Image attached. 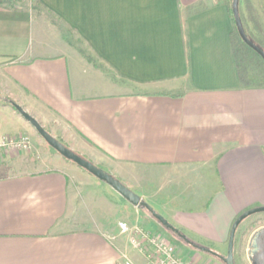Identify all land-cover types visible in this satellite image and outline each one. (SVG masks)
<instances>
[{
  "label": "crops",
  "instance_id": "1",
  "mask_svg": "<svg viewBox=\"0 0 264 264\" xmlns=\"http://www.w3.org/2000/svg\"><path fill=\"white\" fill-rule=\"evenodd\" d=\"M232 2L0 0V93L181 239L219 254L236 220L264 207V83L242 74ZM239 10L264 41V0H240ZM0 106V141L33 136L12 104ZM61 157L0 178V264L145 259L128 247L111 202L134 216L140 208ZM89 187L105 198L94 202ZM140 222L165 236L154 220ZM187 244L178 249L193 260L199 250Z\"/></svg>",
  "mask_w": 264,
  "mask_h": 264
},
{
  "label": "rangeland",
  "instance_id": "2",
  "mask_svg": "<svg viewBox=\"0 0 264 264\" xmlns=\"http://www.w3.org/2000/svg\"><path fill=\"white\" fill-rule=\"evenodd\" d=\"M243 26L250 40L256 45H258L264 51V41H259L257 38L252 36L244 23H243ZM251 50L243 48V51L238 52L240 59H241L242 74L244 77H247V74H250L252 76V79H253L252 81H254V83H264V61L255 51L253 50L251 51ZM10 101L11 99L8 98L5 94L0 93V105L3 103L11 104ZM0 110H2V106H0ZM43 127L47 132H49L58 141H62L60 138L61 134L58 131V129L56 130L53 126H50V125H45ZM33 132H34L33 136L6 135L11 138L15 136H25L28 139L29 149L26 151H19L16 149L14 150L2 149L0 151V178L16 176L22 173H27L30 170H32L29 167H28L29 169L21 167V164L32 163V164L38 165L40 162H43V161L54 162L55 159L59 158L60 155L41 138V136L37 133V131L35 130ZM61 143L65 147H67L63 142ZM61 160H62V163L64 162L68 163V161H66L64 158H62ZM68 164H70L68 166L73 167L74 163H68ZM74 166L76 165L74 164ZM81 181L83 183L85 182L84 180H81ZM103 184L107 186L108 188H110L112 191H114L112 187L109 186L108 184L104 182ZM88 189L90 192V197L91 198L93 197L92 199L94 202L97 201V198H102V199L105 198L104 196L105 194L99 188L93 189L92 187H89ZM116 194L117 196L122 198V196H120L119 193H116ZM142 202L147 203L145 200H142ZM111 203L112 204L114 203L113 205L115 206V211H114L116 214L115 223L117 224L118 227L120 223H126L131 229H143V230L149 231L148 229H146L143 223L141 224L140 221L141 220L145 221V219L154 220L155 224L158 226V228L161 229L162 233L165 235V236L161 235V237L166 242H168L169 244L173 246L178 256L184 261H187L191 264H203L204 262L203 257H207L209 260L214 261L215 264H224L222 260H220L218 257H215L209 253H206L200 250L197 251V256L193 260H188L187 258H184L182 256L183 254L178 248L191 249V247L187 244L189 242L187 241L185 242L183 239H181L178 236V234H176L175 232L167 229L165 226L160 224L146 208L144 207L140 208L139 209L140 211L138 213H134L135 214L134 216L133 213H130L129 209L127 210V204L125 202L120 203L116 199L115 202L112 201ZM148 205L150 206V204ZM132 217L133 219L140 220V221L138 220L136 224H134V226H132L131 224H130L131 226L129 225L130 222L128 219ZM261 226H264V213L256 214V215L249 217L239 226L238 231L236 233L235 246H234L235 264H252L249 260V255H248L249 244H250L253 234L257 230H259ZM153 234L159 236L160 233L156 232ZM123 235H126L128 237L127 245L133 251V253L135 254L138 253L142 257H145L142 253H140L137 249H135L131 243L132 239L135 237L134 234H132L131 232L129 234H123ZM217 254L220 256L226 257L228 254V251L225 252L224 254H219V253ZM132 257L130 256L128 257L130 259L129 261L130 264H150L149 261L146 259V257H145L146 260L137 258L134 254H132Z\"/></svg>",
  "mask_w": 264,
  "mask_h": 264
},
{
  "label": "water",
  "instance_id": "3",
  "mask_svg": "<svg viewBox=\"0 0 264 264\" xmlns=\"http://www.w3.org/2000/svg\"><path fill=\"white\" fill-rule=\"evenodd\" d=\"M239 4H240V0H233L232 2V14L234 17V22L238 35L249 48L255 51L264 60V51L258 45L253 43L245 32L240 15ZM13 107L37 131V133L41 136V138L65 160L74 163L79 168L85 170L86 172L97 178L99 181L104 182L109 186H111L131 205L136 206L138 208H142V207L146 208L160 224H162L167 229L177 234L179 233V231L175 229L173 226H171L169 222L162 215L155 212L154 209L151 206H149L147 203L142 202L141 198L136 193H134L132 190L127 188L120 181L116 180L115 178H113L112 176H110L109 174H107L97 166H95L93 163L79 156L71 149L65 147L60 141H58L49 132H47L43 128V126L34 117L28 114L23 108H21L16 104H13ZM260 213H264V207L250 210L244 213L236 220L230 233L228 254L226 257L220 256L217 253L212 252L203 247H196V248L200 251L218 257L220 260H222L224 264H235L234 246H235V238L238 228L246 219ZM248 255H249V260L252 264H264V227L260 228L253 234L249 244Z\"/></svg>",
  "mask_w": 264,
  "mask_h": 264
},
{
  "label": "built area",
  "instance_id": "4",
  "mask_svg": "<svg viewBox=\"0 0 264 264\" xmlns=\"http://www.w3.org/2000/svg\"><path fill=\"white\" fill-rule=\"evenodd\" d=\"M11 149L26 151L29 149L28 139L25 136H4L0 141V150ZM122 234L132 232L134 238L131 243L135 249L142 253L150 264H191L181 259L173 246L161 236L143 229H131L126 223H120Z\"/></svg>",
  "mask_w": 264,
  "mask_h": 264
},
{
  "label": "trees",
  "instance_id": "5",
  "mask_svg": "<svg viewBox=\"0 0 264 264\" xmlns=\"http://www.w3.org/2000/svg\"><path fill=\"white\" fill-rule=\"evenodd\" d=\"M234 43H235V47H238V50L240 49V51H243V48H246L248 50H251L240 38V36L238 35L237 30H235V36H234ZM252 51V50H251ZM254 53V52H253ZM255 54V53H254ZM262 60V59H261ZM264 61V60H263ZM10 103L13 105V103L10 101ZM183 239L187 242H189L190 245H192L193 247H201V246H196V244H194L192 241H190L187 237L183 236Z\"/></svg>",
  "mask_w": 264,
  "mask_h": 264
}]
</instances>
